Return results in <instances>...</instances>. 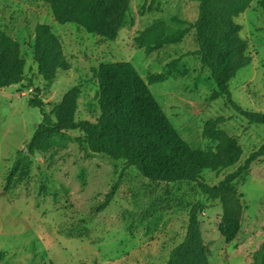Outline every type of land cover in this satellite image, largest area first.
I'll return each mask as SVG.
<instances>
[{
	"label": "rangeland",
	"instance_id": "374dc122",
	"mask_svg": "<svg viewBox=\"0 0 264 264\" xmlns=\"http://www.w3.org/2000/svg\"><path fill=\"white\" fill-rule=\"evenodd\" d=\"M261 1L252 0L235 18L250 63L229 82L232 99L255 112H264ZM197 16L195 0H130L124 25L109 40L73 23L59 24L42 0H0V28L20 43L25 59V79L0 89V250L4 252L0 264H166L185 234L196 201L206 204L198 219L209 264H254L256 250L264 242V156L234 182L242 215L240 229L230 242L218 230L219 200L207 197L194 182L152 181L123 160L92 152L79 130H67L57 138L51 165L46 155L35 153L30 156L28 175L5 187L17 150H24L41 120L39 109L27 101L34 89L39 88L49 110L51 103L78 86L75 118L95 121L99 106L92 68L105 62L130 61L144 79L153 72L165 74L164 81L149 84V89L192 147L212 148L215 142L203 137V124L223 116L219 126L242 147L238 163L258 149L264 143V125L250 123L224 96L210 99L214 82L194 54L193 28L179 42L148 55L133 40L155 19L165 20L172 33ZM40 22L50 25L70 62L69 69L59 70L50 82L38 74L33 57L34 28ZM238 163L219 171L204 170L203 179L215 184ZM112 188V197L103 204Z\"/></svg>",
	"mask_w": 264,
	"mask_h": 264
},
{
	"label": "trees",
	"instance_id": "16d2710c",
	"mask_svg": "<svg viewBox=\"0 0 264 264\" xmlns=\"http://www.w3.org/2000/svg\"><path fill=\"white\" fill-rule=\"evenodd\" d=\"M50 7L53 19L59 24L73 23L88 33L114 40L124 25L130 0H42ZM198 16L187 26L169 33L165 20L155 19L139 30L133 40L145 54L166 44L179 42L189 27L194 29L197 48L194 51L202 68L208 69L214 82L210 99L224 96L227 104L250 123L264 125V112L246 110L232 99L230 80L237 71L250 63L246 41L239 35L240 25L235 18L243 13L252 0H195ZM264 5V0L261 1ZM151 10V6L148 8ZM140 13H144V5ZM177 20V18H174ZM180 21V20H179ZM33 57L37 72L44 81H52L59 70L70 67L59 37L47 23H37L33 34ZM25 59L20 43L0 28V89L18 84L25 79ZM97 80L96 99L99 114L95 121L76 119L79 88L68 89L61 99L45 109L39 97L40 90L28 98V104L37 107L41 120L25 144L17 150V160L6 180L14 184L29 173L30 156L46 155L51 165L56 154L57 138L67 130L84 134L87 148L104 153L125 166H134L152 181H189L200 191L221 204L218 230L225 242L232 241L240 229L242 204L237 195L235 180L241 178L250 165L264 156V143L238 163L242 147L237 138L221 128L223 116L207 119L202 135L215 142L212 148L192 147L180 136L149 84L164 81L162 72L149 73L144 79L136 67L126 60L100 63L92 68ZM238 165L215 184L203 179L204 170L219 171ZM114 193L105 197L106 204ZM206 204L196 201L190 208L185 234L170 251L166 264H209L199 213ZM254 264H264V242L256 250ZM4 252L0 250V260Z\"/></svg>",
	"mask_w": 264,
	"mask_h": 264
}]
</instances>
